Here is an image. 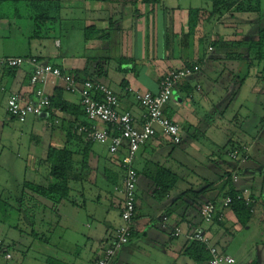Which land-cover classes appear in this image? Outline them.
I'll use <instances>...</instances> for the list:
<instances>
[{
  "label": "crops",
  "instance_id": "0c3cea01",
  "mask_svg": "<svg viewBox=\"0 0 264 264\" xmlns=\"http://www.w3.org/2000/svg\"><path fill=\"white\" fill-rule=\"evenodd\" d=\"M191 1L160 0L159 3L152 5L140 2L133 4L60 0L59 19L55 22L58 36L54 39V46L58 48L57 58L53 59L49 55L51 53L45 57L41 53L7 55L4 49L0 50V58L42 57L44 61L60 66L65 73L75 78L100 81L117 94L118 110L129 112L137 122L141 119L142 111L134 97L135 92L155 93L163 74L184 67L186 63L193 64V67L198 65L200 70L179 84L165 108V115L178 124L181 138L179 144H183L186 140L183 135L190 138L193 129L207 128L206 132L209 133L220 130L221 123L218 121L208 127L200 125L205 124L201 117L195 112L184 114L183 105L184 100L189 99L200 105L208 102L210 108L216 109L211 113L219 118L218 112L220 115L223 109L218 111L213 101L217 98L219 102L223 100L220 96L214 95L215 90L222 91L218 88L217 81L222 75L227 77L228 74L229 78L244 76L238 81L236 95L241 93L251 69L255 73V80L250 86L247 84V89L254 95L264 96V76L261 67L256 61L248 60L246 46L240 45L256 40L261 28L253 32L255 21L246 11H240L238 14L233 7L222 16L208 21L200 19L195 30L189 33L188 11L194 8L206 11L212 9L209 0L204 8L192 7L189 4ZM259 13L262 12L259 10ZM1 21L0 25L3 23ZM261 22L263 28L264 16ZM5 26L8 29V39H16L18 36L27 39L26 35L17 33L19 26L16 20H7ZM89 28L93 31H89L86 38L85 30ZM108 30L109 34L105 39L97 33ZM31 34L32 31L29 35ZM226 71L229 72L225 73ZM30 73L29 64L10 70L0 67V91L7 96L5 98L0 95L1 101L4 99L7 102L13 94L25 101L32 100L34 90L40 84L31 85ZM206 83L209 84L207 92L204 89ZM228 87L222 94L228 93ZM55 88L62 89L64 100L74 106L81 105L79 95L65 91L61 80L57 81L56 86L49 83L45 85L49 95L54 93ZM31 117L36 122L44 123L40 130L44 135H48V148H63L69 127L77 124L72 114L58 108L45 115ZM6 118L12 120L7 115V111ZM3 125V121L0 120V129ZM98 127H102V124H98ZM238 131V135H233L235 139L226 140L227 143L223 146L224 152L227 153L233 145L245 144L249 147V159L243 162V167H239L233 162L232 165L224 162L220 158L223 151L221 154L220 150H216L209 155L201 152L208 161L205 169L208 168L207 173L214 174L213 177L207 173L206 176L201 173L196 174L187 161L180 157L172 158L173 151L170 158L175 167H165L163 150L172 144L161 136H157L137 151L133 158V167L138 173L133 234L129 242L116 252L110 264H206L196 262L187 254L190 245L189 234L191 228L195 226H201L210 238L211 244L231 256L235 261L234 264H264V135L260 133L254 136L246 133L242 136L243 131L240 129ZM206 136L205 133L204 137ZM33 137L40 140L35 134ZM206 138L210 140V137ZM187 141L189 148H194L192 140ZM95 145H98V148ZM174 146L176 145L172 147ZM124 152L125 149L121 153ZM180 153L189 155L184 149ZM114 157L108 153L105 146L94 143L88 155L87 167L73 168L69 181L70 190L74 188V194L81 197L85 191L83 185L81 189L76 186L72 188L70 183L97 187V195L93 196V199L100 204L103 198L107 209L103 210L100 228H95L85 235L86 240L84 238L81 247L71 250L58 244L54 248L56 257L46 258L47 264H94L105 242L112 238L116 227L120 224L122 194L119 190L123 177V170L119 165L120 157ZM30 162L27 166L33 165L34 171H39L40 162L36 164H32L33 160ZM160 168L168 169L177 179L166 194L160 193V188L153 179V175ZM106 169H109L108 172ZM227 172L238 177V183L234 184L236 188L246 187L254 197L252 216L245 225L238 221L230 208L222 204L223 180ZM200 180L203 184H199ZM52 181L53 179L48 175V182ZM105 186L107 190L102 189ZM27 198L32 200L34 197L27 195ZM199 198L201 200L196 201ZM208 200H215L218 216L211 223L202 224L198 211ZM68 202L75 206L80 204L86 207L84 199L80 201L81 203L75 198ZM163 217H166L164 224ZM175 229H179L180 232L177 236H172ZM31 234L33 236V232ZM253 236L258 238L251 242L250 238ZM59 242H62L61 237Z\"/></svg>",
  "mask_w": 264,
  "mask_h": 264
},
{
  "label": "rangeland",
  "instance_id": "374dc122",
  "mask_svg": "<svg viewBox=\"0 0 264 264\" xmlns=\"http://www.w3.org/2000/svg\"><path fill=\"white\" fill-rule=\"evenodd\" d=\"M206 2L207 0H192L189 4L192 5V7L202 6L204 8ZM241 7L243 10L245 9L248 16L255 21L252 29L253 32L255 29L262 28L263 24L261 21L264 16V0H244ZM259 10L262 12L261 14ZM239 12L240 11H237L238 14ZM10 19L16 20L15 18ZM3 20L4 21L0 20L3 22L0 25V50H6L5 52L7 55H36L41 53V55L45 57L48 53H51L49 55H51L53 59H55V57L57 58L58 48L54 46V39L58 36L57 28H55L54 31H49L46 30L47 27H44L41 33L43 38H33L29 35L32 31V22L30 19L24 17L16 20L20 28V30L17 29V33L20 32V34L26 35L27 39L24 40V38L18 36V38L11 40L7 38L8 29H6L5 26L9 19ZM28 42L30 44H28ZM42 50L45 52H42ZM217 51L218 50H216V52ZM221 67L223 68V65H221ZM227 72L229 71L225 73ZM244 72L245 71H243V73ZM243 73H241V75H243ZM226 75L227 77L222 75L220 80L219 78L217 79L218 88L222 91L215 90L214 92V95L217 97L220 96L223 99L221 102L217 101L218 98L213 101L218 111H220L221 108L223 109L220 115L218 112L219 118L211 113L216 109L210 108L208 102L200 105L189 99L184 100L183 105L184 114L195 112L201 117L205 124L201 123L200 125L208 127V125L218 121L221 123L220 130L209 133L206 132L207 128H205V130L199 128L193 129L191 130L190 138H186L184 134L183 137L186 140L183 144H177L174 147H172L173 145L168 146L163 150V155L165 154L163 164L165 167H175L174 163H171L172 159L170 158V154L173 151L172 158L180 157L184 159V161L189 163L196 174L198 173L199 175L201 173L206 176L205 173H207L208 168L205 169V166L208 165V161L205 159L206 157L203 153L209 155L213 151L220 150L222 154V151L224 152L223 146L227 143L226 140L235 139L233 135H238L239 129L243 131L242 136L246 135V133L254 136L260 133L264 135V96L254 95L247 89V84L250 86L254 82L255 73L251 69L249 70V75L246 72V76L248 75L246 82L241 88V93L236 94L237 96L235 92L237 90L238 81L244 76L229 78L228 74ZM228 85L230 86L228 87ZM208 86L209 84L206 83L204 88L206 92ZM227 87L228 93L225 92L226 94H222ZM0 95L7 98V96H4V92L2 93L0 91ZM5 108H7L6 100L4 101L3 99L1 101L0 99V120L4 123L2 129H0V200L3 201L4 199L9 203V206L11 205L17 208L19 202L18 197L21 191L20 186L24 179L42 185L48 182V165L42 159L46 154L49 141L48 135H44L43 131L40 130L41 127L44 126L42 121L36 122L31 116L24 122H19L14 119L9 120L6 118ZM205 133L210 137V140L206 138L207 136L204 137ZM33 134L39 136L40 140H36ZM246 138L247 137H245V139ZM188 139L192 140L194 148H189ZM215 144H218L217 146L220 147H217ZM95 147L98 148V145H95ZM182 149L186 150L189 155L180 153ZM222 155H220V158L223 159L224 162L232 165L231 162L233 161L227 156V153L224 152ZM137 156L135 157V161ZM78 159V156L75 157V160ZM32 160V164L40 162L39 171H34L33 165H31V167L27 166ZM233 163L234 165L238 164L239 167L244 164ZM208 175L214 176V174ZM233 177L234 176H232V179ZM199 184H203L201 180ZM82 185L85 191H83V196L79 197L74 194L75 190H73V187L76 186L81 189ZM70 186L73 188L71 189L70 199L75 198L78 203L84 199L86 201V207L80 204L75 206L65 200L61 201V203L55 207L49 201L32 195L30 192H27V195H32L34 198H32L31 201H28L27 198L25 201L23 200L24 209L23 211L20 210L17 215L14 213L15 210L11 212L4 207L5 212L8 214L4 213L2 215L6 222H0V240H2L4 246H10L13 264H47L45 261L46 258L50 256L56 257L54 248L58 246V244L68 249L76 250L83 245L85 235L95 228H100V223H102L101 216L104 215L103 210L107 209V207H105L106 203L103 198L100 204H97L93 199L97 195V187H87L82 183H78V185L70 183ZM99 188H101V186ZM102 189L107 190L108 188L105 186ZM200 200L201 198L196 201L199 202ZM39 202L41 204H39ZM92 214L94 215L93 217ZM60 219L62 220L61 222ZM74 220H77V222ZM120 222L121 220H119V223ZM32 232L35 233L36 236H32ZM59 237L62 238V242H59ZM257 238L258 237L253 236L250 240L253 242ZM234 246L238 249L236 245Z\"/></svg>",
  "mask_w": 264,
  "mask_h": 264
},
{
  "label": "built area",
  "instance_id": "2783aa9c",
  "mask_svg": "<svg viewBox=\"0 0 264 264\" xmlns=\"http://www.w3.org/2000/svg\"><path fill=\"white\" fill-rule=\"evenodd\" d=\"M4 63L10 68H20L29 64L31 85L40 84L34 90L32 100L25 101L16 94L8 98L6 111L10 117L24 122L29 116L45 115L50 109V95L46 92L45 85L49 83L56 86L57 81L61 80L65 91L79 95L86 117L93 122L89 127L81 126L78 131L83 132L85 138L91 143L105 146L111 156L120 157L119 165L123 170L119 190L122 194L121 222L116 227L112 238L105 242L94 262V264H110L116 252L129 242L133 232L132 223L136 214L138 184V173L133 167V158L142 146L157 136L168 140L172 145L181 142L179 126L165 115V108L179 84L191 77L198 67H181L163 74L155 93L135 92L134 97L142 111L141 119L137 122L129 112L118 110L117 94L100 81L89 79L80 81L73 75L62 72L56 65L38 60L36 56L26 59L12 57L0 61V64ZM98 124H102V127H98ZM124 149L123 154L121 152ZM227 155L235 163L246 162L249 158V147L241 144L240 148L230 150ZM233 176V182L237 184L238 177ZM236 199L244 202L246 206L254 204L250 189L246 187H238ZM230 202L229 196L222 199L224 206L229 205ZM198 213L202 224L211 223L217 214L216 204L208 200L200 206ZM165 218L163 217V224ZM179 232V229H175L172 236H177ZM189 240L205 244L210 254L208 264H234L231 256L210 243V238L201 226L191 228ZM1 246L0 241V248ZM3 261L5 263L0 261V264H12L9 251L4 253Z\"/></svg>",
  "mask_w": 264,
  "mask_h": 264
},
{
  "label": "trees",
  "instance_id": "16d2710c",
  "mask_svg": "<svg viewBox=\"0 0 264 264\" xmlns=\"http://www.w3.org/2000/svg\"><path fill=\"white\" fill-rule=\"evenodd\" d=\"M101 3H144V4H156L159 3L160 0H87ZM211 1L212 9L210 11H206L205 9L194 8L188 11V31L189 33L193 32L196 28L198 21L204 20L208 21L214 17L222 16L224 13L228 12L230 9L235 7L237 11H245L241 7L243 1L238 0H209ZM61 9L60 0H0V19H10L15 18L16 20L22 18H28L32 22V34L33 38H43L41 33L43 32V28L47 27L46 30H55V22L59 19ZM242 9V10H241ZM20 30V28H19ZM93 31V29L89 28L85 30V36L88 37V32ZM101 36L105 38L108 37V31H97ZM100 36V37H101ZM246 46L248 50V60H254L261 67V73L264 76V27L258 31L257 39L246 42L244 44H240ZM32 56H24L20 58H29ZM38 60L44 61L42 57H37ZM240 58V57H239ZM7 59V57L0 58L1 60ZM46 62V61H45ZM0 67L5 68L6 70H10V67L7 66L6 63L0 64ZM62 72H64L60 66H57ZM184 67L193 68V64L186 63ZM198 67L197 71L200 70ZM17 69V68H11ZM195 73V72H194ZM193 73V74H194ZM78 80H84L76 77ZM91 81H96L93 79H89ZM185 81V80H183ZM182 83V82H181ZM62 89L54 90V93L50 95V109H48V113H50L52 108H58L60 110L68 111L75 117V121L77 124H73L69 127L68 132L66 134V144L63 148H55L49 147L46 151V155L43 161L48 165V175L53 179L52 182H48L46 184H38L32 182H23V188L20 191V196L18 199V207L9 206V203L4 199L0 200V222H6L2 217L5 212V209H9L11 212L17 215L20 210L24 209V201L27 198V192L32 193V195H36L37 197H41L47 201H49L53 206H57L61 201H69L70 198V174L75 166H80L82 168L87 167L88 163V155L91 151V148L94 143H91L85 138V134L83 132H79L78 129L83 127H89L92 125V121L88 120L86 114L84 112L82 105H76L69 103L64 100L62 97ZM8 115V114H7ZM9 116V115H8ZM9 118L14 119L9 116ZM73 145L75 146L73 148ZM240 144L233 145L227 151V154L230 150L234 148H240ZM80 148L79 150L75 148ZM78 156V160H75V157ZM228 156V155H227ZM115 158V157H114ZM249 159V158H248ZM109 169H106L108 172ZM106 172V173H107ZM108 174V173H107ZM234 175V174H233ZM232 173L227 172L225 179L223 180V193L221 195L222 198L230 197L231 202L229 205L225 206L230 208L238 221L245 225V223L250 220L252 216V206H246L244 202L236 199L237 189L234 185L232 179ZM154 182L160 188L161 194H166L171 187L176 182V176L169 171L168 169L160 168L156 171L155 175H153ZM115 183V181H114ZM240 187V186H239ZM28 201L31 199L27 198ZM252 199L254 197L252 196ZM24 200V201H23ZM215 202V200H212ZM33 207V206H32ZM11 208V209H10ZM30 209V208H28ZM217 209V208H216ZM8 214V213H7ZM136 216V214H135ZM218 212L214 218H217ZM17 218V217H16ZM135 218V217H134ZM197 227V226H195ZM133 234V233H132ZM33 236H36L33 233ZM1 248H0V261H3V255L6 251H11L10 246H4L2 240ZM211 243V241H210ZM215 246V245H213ZM216 247V246H215ZM5 249V250H3ZM222 252V251H221ZM224 253V252H223ZM187 254L189 257H192L196 262H203L208 264L210 259V254L206 250V246L204 243L199 241H190V245L187 250ZM226 254V253H225ZM12 263V261H10ZM235 263V261H234ZM13 264V263H12Z\"/></svg>",
  "mask_w": 264,
  "mask_h": 264
}]
</instances>
